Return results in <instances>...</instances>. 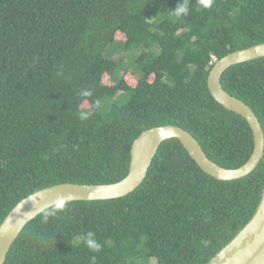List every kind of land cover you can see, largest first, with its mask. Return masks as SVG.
<instances>
[{"label":"trees","instance_id":"16d2710c","mask_svg":"<svg viewBox=\"0 0 264 264\" xmlns=\"http://www.w3.org/2000/svg\"><path fill=\"white\" fill-rule=\"evenodd\" d=\"M186 4L177 16L171 0H0V225L41 190L120 182L133 142L153 128L188 132L223 169L248 161L251 131L215 102L207 78L225 56L264 44V0ZM118 42L135 72L106 56ZM120 68L135 87L103 83ZM221 85L264 133V58L231 67ZM263 187L264 156L248 177L221 182L170 140L132 194L45 211L5 264H207L249 223Z\"/></svg>","mask_w":264,"mask_h":264},{"label":"water","instance_id":"95a60500","mask_svg":"<svg viewBox=\"0 0 264 264\" xmlns=\"http://www.w3.org/2000/svg\"><path fill=\"white\" fill-rule=\"evenodd\" d=\"M264 58V44L231 53L217 61L207 78L211 97L223 109L241 117L253 138V151L240 168L226 170L205 155L197 141L186 131L174 126L147 130L133 142L130 149L129 170L126 177L111 185H56L19 202L0 225V264L24 228L45 211L55 207L63 198L66 204L100 202L123 199L132 194L146 179L160 146L177 140L195 165L207 176L221 182H233L252 174L264 156V133L252 110L243 102L227 94L221 85L223 74L231 67ZM207 264H264V187L255 214L236 237Z\"/></svg>","mask_w":264,"mask_h":264},{"label":"rangeland","instance_id":"374dc122","mask_svg":"<svg viewBox=\"0 0 264 264\" xmlns=\"http://www.w3.org/2000/svg\"><path fill=\"white\" fill-rule=\"evenodd\" d=\"M189 0H171L172 10L174 12L175 7L177 8L178 5L186 4ZM123 43L118 42L117 44L111 46L106 53V56L109 59H113L117 64L118 61L122 63V66L129 67L130 71L135 72V66H132V57L130 52H128L122 45ZM137 75V74H136ZM138 76V75H137ZM123 78L128 85L131 87H135L137 83V77L131 73L124 74L123 70L120 68L115 70L112 75L106 74L103 77V83L107 86H113L115 83L118 82L119 79ZM84 109H88V105L84 104ZM138 264H154V262H147L143 263L140 261Z\"/></svg>","mask_w":264,"mask_h":264},{"label":"clouds","instance_id":"9594fccd","mask_svg":"<svg viewBox=\"0 0 264 264\" xmlns=\"http://www.w3.org/2000/svg\"><path fill=\"white\" fill-rule=\"evenodd\" d=\"M214 3V0H199V4L204 8V9H209L212 7ZM177 16L184 15L186 16L188 14V6L187 4H181L178 5L176 10H174ZM216 63V62H215ZM214 63V64H215ZM83 95L87 96L90 93L88 91H83ZM65 208V200L61 198L58 200V202L55 204V209L49 213L45 214V220L49 215H55L57 211H62ZM86 245L87 247L92 250L93 252H99L101 250V246L96 242L94 239V233L89 231L87 233V239H86ZM93 261L95 260V257L92 258Z\"/></svg>","mask_w":264,"mask_h":264}]
</instances>
